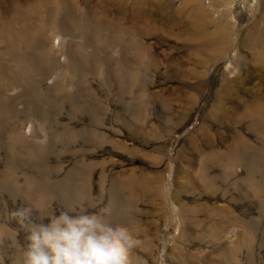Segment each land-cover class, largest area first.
<instances>
[{
	"label": "rangeland",
	"instance_id": "374dc122",
	"mask_svg": "<svg viewBox=\"0 0 264 264\" xmlns=\"http://www.w3.org/2000/svg\"><path fill=\"white\" fill-rule=\"evenodd\" d=\"M41 203L133 264H264V0H0V264Z\"/></svg>",
	"mask_w": 264,
	"mask_h": 264
},
{
	"label": "clouds",
	"instance_id": "9594fccd",
	"mask_svg": "<svg viewBox=\"0 0 264 264\" xmlns=\"http://www.w3.org/2000/svg\"><path fill=\"white\" fill-rule=\"evenodd\" d=\"M48 205L24 207L12 215L26 230L18 264H133L141 241L110 209L96 205L46 211ZM42 212L37 219L33 211Z\"/></svg>",
	"mask_w": 264,
	"mask_h": 264
}]
</instances>
